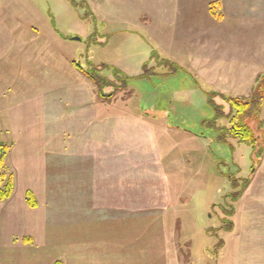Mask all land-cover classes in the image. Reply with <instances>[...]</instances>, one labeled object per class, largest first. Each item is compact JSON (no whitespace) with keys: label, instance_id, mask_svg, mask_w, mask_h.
Segmentation results:
<instances>
[{"label":"rangeland","instance_id":"obj_1","mask_svg":"<svg viewBox=\"0 0 264 264\" xmlns=\"http://www.w3.org/2000/svg\"><path fill=\"white\" fill-rule=\"evenodd\" d=\"M236 1L0 0V72L12 76L0 90V142L15 91L48 76L59 86L63 187L48 189L56 202L45 212L66 223L69 151L88 139L123 162L125 183H137L138 209L153 211L170 264H264V149L257 160L229 133L235 114L225 101L250 96L251 79L252 89L264 82V0H249L245 9L260 6L250 14ZM78 67L115 83L103 89L109 106ZM83 97L91 117L77 106ZM83 110L89 125L69 115ZM259 120L244 124L261 142ZM0 173L4 185L7 159ZM246 179L252 187L237 199Z\"/></svg>","mask_w":264,"mask_h":264},{"label":"crops","instance_id":"obj_2","mask_svg":"<svg viewBox=\"0 0 264 264\" xmlns=\"http://www.w3.org/2000/svg\"><path fill=\"white\" fill-rule=\"evenodd\" d=\"M245 4L249 0H238L235 6H243L249 14L260 10L256 5L245 9ZM239 24L244 28L248 25ZM5 73L0 72L4 85L0 90L12 85V76L8 79ZM54 80L48 76L27 84L15 91L18 97L4 106L7 134L0 143L8 146L5 159L12 174L13 191L8 199L0 201V264H170L169 250L156 244L155 216H149L154 215L153 211L138 209L140 200L134 191H139L137 183H125L123 162L107 148H91L88 139L86 144L79 143L69 151L66 223L45 212L48 204L54 206L56 202L48 189L54 192L63 187L57 172L63 147L59 134L61 100ZM252 80L247 85L250 91ZM96 99L103 107L109 106L99 95ZM89 104L83 97L77 106H87L85 111L91 117ZM69 115L87 125L91 122L89 117L86 120L84 110L78 114L82 115L80 118ZM262 131L264 140V120ZM66 135L70 136L71 131ZM78 140L81 139L73 141ZM251 187L252 180L242 195ZM28 191L35 197L36 208L26 204ZM63 238L66 244H62Z\"/></svg>","mask_w":264,"mask_h":264},{"label":"trees","instance_id":"obj_3","mask_svg":"<svg viewBox=\"0 0 264 264\" xmlns=\"http://www.w3.org/2000/svg\"><path fill=\"white\" fill-rule=\"evenodd\" d=\"M213 5L215 3L211 4L210 10H214ZM79 70L83 72V74L89 78L97 87L98 95L102 98L103 96V89L107 87H111L115 85L112 84L110 80H107L106 78L99 77L97 72L95 70L89 71H83L81 67H78ZM119 73L116 70H113V78L119 79ZM260 77L256 80L255 85L253 89L251 90L250 96L244 99L240 98H232L228 97L225 99L227 103L229 104L230 113L232 114L234 112L235 118H233L232 122H230V128L228 129L229 133L235 137L239 142L246 143L254 149V154L257 158V160H260L262 153H263V135L261 136V142L255 136L253 135L251 129L244 124L246 120H259L260 116V110H261V102L264 94V82H259L258 80ZM116 82V81H115ZM117 83V82H116ZM113 91H117L116 89H113ZM212 96H215V93H211L208 95V101L214 111L216 112V116L220 117L221 114V107L214 104L212 101ZM218 96V95H217ZM221 96V95H220ZM228 112V114H230ZM227 114V115H228ZM229 116V115H228ZM259 130L262 131L263 123L261 120H259ZM263 134V133H262ZM8 152V146L6 144L0 143V170L3 166V160L5 159ZM253 173V172H252ZM1 179L2 175L0 173V201H4L8 199L13 191V183H12V174L9 173L7 181L4 183V185H1ZM249 184V179H246L245 184L241 190V193L239 194V199L243 193V191L247 188ZM25 201L29 208H36L37 202L34 199V195L28 191L25 194ZM231 225V224H230ZM229 230V229H228ZM55 264H59L58 262Z\"/></svg>","mask_w":264,"mask_h":264}]
</instances>
